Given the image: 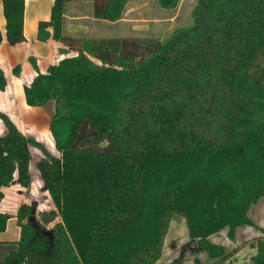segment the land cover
I'll use <instances>...</instances> for the list:
<instances>
[{"label":"trees","instance_id":"1","mask_svg":"<svg viewBox=\"0 0 264 264\" xmlns=\"http://www.w3.org/2000/svg\"><path fill=\"white\" fill-rule=\"evenodd\" d=\"M72 1L54 0L38 38L76 55L24 85L29 106L54 102L50 133L60 156L0 113V202L15 181L30 190L35 146L54 205L38 215L33 204L19 205L21 236L0 241V264H156L176 214L190 239L226 260L210 238L255 227L249 211L264 197V0H197L192 24L166 39L69 36ZM89 1L94 18L116 22L130 0ZM2 2L16 45L25 40V0ZM179 2L159 0L167 9ZM11 217L0 212V232ZM261 231L247 264H264Z\"/></svg>","mask_w":264,"mask_h":264},{"label":"crops","instance_id":"2","mask_svg":"<svg viewBox=\"0 0 264 264\" xmlns=\"http://www.w3.org/2000/svg\"><path fill=\"white\" fill-rule=\"evenodd\" d=\"M53 3L54 0H25L23 24L25 40L16 45H11L6 38V20L3 2L0 0V30L3 34V41L0 44V68L4 71L7 79L6 88L0 90V112L6 114L23 134L34 135L38 141L46 144V148L51 154L55 155L53 153V150L56 149L55 142L50 133L51 116L54 113L55 104L50 102L44 107L29 106L24 92V85L29 84L38 71L45 73L49 65L55 64L67 56L76 55V51L69 49L61 41L52 38L42 41L38 38L39 23L50 19ZM81 4H85L89 8L87 14L82 12L79 7ZM122 20L124 17L116 22ZM97 21L109 22L93 17L92 5L89 0L72 1L66 6L63 31L73 37H113L101 34L90 35L92 28L90 24ZM31 58L35 60L37 69L32 65ZM17 67L20 68L19 74L14 72ZM5 133L6 127L0 118V135ZM30 173L32 182L29 194L17 181L3 188L4 198L0 202V212L10 213L12 217L8 220L6 229L0 232V241H17L20 239L21 228L15 217L17 209L21 203L31 204L33 201H37L35 188L38 187L37 183L41 182L44 185V182L32 160ZM34 177H36L37 183L34 182ZM46 192L50 202H52L47 190ZM259 227L264 229L263 225H259ZM7 230H9L10 237H13L12 240L5 238L7 236H2V234H6Z\"/></svg>","mask_w":264,"mask_h":264},{"label":"rangeland","instance_id":"3","mask_svg":"<svg viewBox=\"0 0 264 264\" xmlns=\"http://www.w3.org/2000/svg\"><path fill=\"white\" fill-rule=\"evenodd\" d=\"M196 2L197 0H180L176 8L167 9L160 5L159 0H130L125 8L124 20L116 23L110 21L91 22L90 35L166 39L176 29L192 24V10ZM79 7L85 14L89 12V8L85 4H81ZM32 137L37 140L34 135ZM44 145L47 147L46 144ZM31 153L32 161L35 164L43 155L42 151L35 146H31ZM53 153L60 156L57 149H54ZM36 180L34 177L35 183H37ZM37 185L38 187L35 188L37 201L31 203L36 207V215L54 208L53 203L48 198L45 186L41 182ZM30 190H26L28 194ZM249 216L254 220L256 226L239 228L234 239L228 238L226 230L210 238L212 242L223 245L225 248L227 259L220 260L210 257L206 250L200 248L197 240L190 239L184 219L178 214L174 215L164 240L162 256L156 264H169L176 258L182 259L183 264H247L250 258L256 254V244L262 235L259 225L264 226V197L251 207ZM58 221L60 219L56 218L49 226L52 227ZM5 233L2 236H7L5 238L9 240L13 239L10 237L9 230ZM254 246L255 249H253Z\"/></svg>","mask_w":264,"mask_h":264},{"label":"water","instance_id":"4","mask_svg":"<svg viewBox=\"0 0 264 264\" xmlns=\"http://www.w3.org/2000/svg\"><path fill=\"white\" fill-rule=\"evenodd\" d=\"M45 189H46V187H45Z\"/></svg>","mask_w":264,"mask_h":264}]
</instances>
